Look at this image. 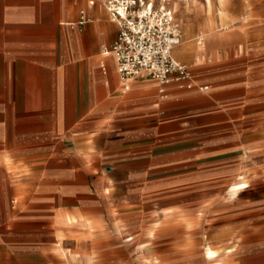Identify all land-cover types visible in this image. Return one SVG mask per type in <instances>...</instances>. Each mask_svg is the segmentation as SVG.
Instances as JSON below:
<instances>
[{"label": "crops", "instance_id": "crops-1", "mask_svg": "<svg viewBox=\"0 0 264 264\" xmlns=\"http://www.w3.org/2000/svg\"><path fill=\"white\" fill-rule=\"evenodd\" d=\"M103 2L0 0V264H206L186 188L258 90L202 65L225 33L173 49L206 90L123 89Z\"/></svg>", "mask_w": 264, "mask_h": 264}, {"label": "rangeland", "instance_id": "rangeland-1", "mask_svg": "<svg viewBox=\"0 0 264 264\" xmlns=\"http://www.w3.org/2000/svg\"><path fill=\"white\" fill-rule=\"evenodd\" d=\"M164 4L181 28L180 43L185 39L197 46L196 37L202 36L204 43L208 30L226 32L228 39L211 48L202 65L235 69L250 90H258L255 102L244 104L243 119L219 131L222 139H232L221 141L218 156L205 159L201 178L186 188L188 200L201 207L197 227L186 228L200 233L206 264H264V0H165ZM186 5L189 11L184 13ZM201 55L196 52L195 59L199 61ZM182 62L191 65L192 59ZM240 178L238 186L247 187L229 198L228 186ZM206 249H214L220 257L208 263Z\"/></svg>", "mask_w": 264, "mask_h": 264}, {"label": "built area", "instance_id": "built-area-1", "mask_svg": "<svg viewBox=\"0 0 264 264\" xmlns=\"http://www.w3.org/2000/svg\"><path fill=\"white\" fill-rule=\"evenodd\" d=\"M163 1L104 0L103 5L110 20L117 24L118 32L103 53L113 54L123 89H128L132 79L144 75L158 82L161 95H167L170 89L206 90L208 85L195 81L192 67L173 55L182 33L172 10ZM87 20L82 12L78 23ZM202 41L198 35L196 43Z\"/></svg>", "mask_w": 264, "mask_h": 264}, {"label": "bare ground", "instance_id": "bare-ground-1", "mask_svg": "<svg viewBox=\"0 0 264 264\" xmlns=\"http://www.w3.org/2000/svg\"><path fill=\"white\" fill-rule=\"evenodd\" d=\"M185 3H187V2H189L190 0H183ZM174 8L176 9V6H174ZM176 15H177V13L179 12L177 9H176ZM182 11H184V13H186V12H188L189 11V7L186 5V7H185V9H182ZM205 14V13H204ZM182 15V14H181ZM180 15V16H181ZM187 17V16H186ZM179 18V17H178ZM185 19V18H184ZM227 19V18H226ZM181 20V19H180ZM188 20V19H187ZM209 22V21H208ZM185 23V22H184ZM221 25V24H220ZM217 33L218 32H216V31H213V30H208V31H206V40H205V42L204 43H201V44H197V46H196V52L197 53H203V51H205V49H208L209 47H211V46H209L208 47V43L209 42H211V44L212 43H214V41H217V40H215V38L214 37H216V35H217ZM226 33V32H225ZM219 36V35H218ZM212 47H214V45H212ZM190 53V52H189ZM192 53V52H191ZM177 55H179V57H181V58H184L185 57V55H184V53H178ZM255 116V115H254ZM229 198H235L236 196H238L237 195V189H232L231 191H230V193L227 195ZM204 257H205V259L207 260V262L208 263H213V262H215L216 260H217V258H219L220 257V255L219 254H217V252L215 251V250H213V249H208V250H206V251H204Z\"/></svg>", "mask_w": 264, "mask_h": 264}]
</instances>
